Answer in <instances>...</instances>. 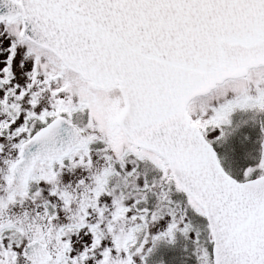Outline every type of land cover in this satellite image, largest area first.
<instances>
[{
	"label": "snow or ice",
	"instance_id": "1",
	"mask_svg": "<svg viewBox=\"0 0 264 264\" xmlns=\"http://www.w3.org/2000/svg\"><path fill=\"white\" fill-rule=\"evenodd\" d=\"M0 264H264V0H0Z\"/></svg>",
	"mask_w": 264,
	"mask_h": 264
}]
</instances>
